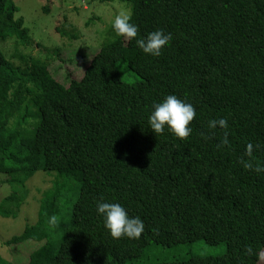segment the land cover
Returning a JSON list of instances; mask_svg holds the SVG:
<instances>
[{"label":"trees","instance_id":"1","mask_svg":"<svg viewBox=\"0 0 264 264\" xmlns=\"http://www.w3.org/2000/svg\"><path fill=\"white\" fill-rule=\"evenodd\" d=\"M96 1L129 7L137 37L111 27L82 79L64 85L50 56L26 53L33 40L15 0H0V43L14 48L9 59L0 50V188L10 190L0 217L19 216L37 172L56 173L37 223L5 245H39L27 264H139L152 246L202 240L225 243L226 254L155 264H259L264 174L241 160L264 164V0ZM157 29L172 40L160 56L144 55L135 39ZM119 65L141 80L125 81ZM170 94L196 111L183 141L148 125ZM219 118L227 129L209 130ZM225 131L229 144L218 149ZM101 197L140 217L139 238L108 235L95 211Z\"/></svg>","mask_w":264,"mask_h":264},{"label":"rangeland","instance_id":"2","mask_svg":"<svg viewBox=\"0 0 264 264\" xmlns=\"http://www.w3.org/2000/svg\"><path fill=\"white\" fill-rule=\"evenodd\" d=\"M15 3L20 9L15 18H24L25 27L30 29L33 40L32 50L26 53L50 56L49 69L54 78L64 85H68L70 79H82L94 55L111 39L109 31L115 16L131 14L130 8L119 1L100 3L96 0H15ZM44 7H48L49 13L44 12ZM58 27L67 36L63 37L58 33ZM13 49L11 41L0 43V50L7 59L13 54ZM119 70L127 82L141 80L138 74L124 65H119ZM55 176L56 173L37 172L27 181L29 196L19 216L16 219L0 217V264H27L30 254L39 247L32 242L9 247L5 242L21 235L27 226L37 223L41 198L44 192L53 187ZM2 179L4 177H0ZM9 193V188H0V201ZM226 252L225 243L211 246L202 240L190 245L152 246L139 264L169 263L190 257H219ZM259 264H264V249Z\"/></svg>","mask_w":264,"mask_h":264},{"label":"clouds","instance_id":"3","mask_svg":"<svg viewBox=\"0 0 264 264\" xmlns=\"http://www.w3.org/2000/svg\"><path fill=\"white\" fill-rule=\"evenodd\" d=\"M130 21V14L115 16L111 27L116 37H122L126 41L137 37L138 28ZM171 40V33L157 29L149 32L144 38L135 39V45L144 55L158 57ZM195 116L196 111L191 103L170 94L152 105V111L148 116V125L155 136L166 130L178 140L183 141L192 133L190 124ZM207 127L209 130L217 128L225 130L228 124L224 118H219L209 120ZM204 138L207 139V137ZM228 144V133L225 131L216 147L219 149L228 146ZM253 147L251 143L246 145L245 154L248 157L252 156ZM241 164L246 171H251L256 175L264 174V164L254 162L252 159L241 160ZM95 211L102 218L103 227L108 235L114 240L121 237L136 239L144 230V223L140 217L129 216L120 203L107 202L101 197L95 201ZM247 251L251 252V249L249 248Z\"/></svg>","mask_w":264,"mask_h":264}]
</instances>
